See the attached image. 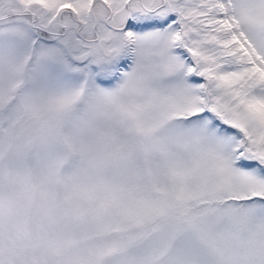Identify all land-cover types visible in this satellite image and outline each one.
Wrapping results in <instances>:
<instances>
[{"label":"snow or ice","instance_id":"snow-or-ice-1","mask_svg":"<svg viewBox=\"0 0 264 264\" xmlns=\"http://www.w3.org/2000/svg\"><path fill=\"white\" fill-rule=\"evenodd\" d=\"M0 264H264V0H0Z\"/></svg>","mask_w":264,"mask_h":264}]
</instances>
